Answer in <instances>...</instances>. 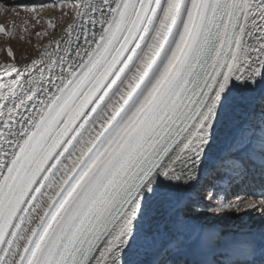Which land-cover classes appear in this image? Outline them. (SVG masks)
Returning a JSON list of instances; mask_svg holds the SVG:
<instances>
[{"label":"snow or ice","instance_id":"snow-or-ice-1","mask_svg":"<svg viewBox=\"0 0 264 264\" xmlns=\"http://www.w3.org/2000/svg\"><path fill=\"white\" fill-rule=\"evenodd\" d=\"M72 11L39 58L18 67L8 48L0 63V264H264V239L189 215L207 200L213 219L264 218V199L220 195L264 182V127L242 124L213 153L238 95L264 105V0H76ZM162 197L171 227L157 255L192 259H136L157 244L145 223Z\"/></svg>","mask_w":264,"mask_h":264},{"label":"bare ground","instance_id":"bare-ground-1","mask_svg":"<svg viewBox=\"0 0 264 264\" xmlns=\"http://www.w3.org/2000/svg\"><path fill=\"white\" fill-rule=\"evenodd\" d=\"M12 2V6H16L18 4H26L29 2V0H5V2ZM73 4L76 2V0H72ZM56 5H62L60 2L54 1ZM15 4V5H14ZM5 5V4H4ZM28 6V4H26ZM30 5V4H29ZM72 6L65 5L63 6V10L59 7L50 8L46 11L44 15L34 13L35 15L31 16V18L24 19L25 21H28L26 28L29 27V30L34 29V31H37V33H40L39 43L38 45H32L27 47V45L34 44L33 42L37 38H32L30 36H26L25 41H28L30 38H32L30 41H28V44H24V39L20 41V44L17 40H20L18 37L19 34H25L27 33V30L18 31V27L14 28L16 30L12 29V26L8 24H4L5 31L9 33V35H6L9 38H14L15 40H8L9 43H14L15 45L20 46L19 52H17L16 58L14 57L15 63L18 67H23L26 63H30L31 59L33 58H39L40 52L44 51L43 45L47 44L49 40L51 39H62V37L65 35V33L62 31V27L66 26L67 23L72 22L74 13L72 11ZM1 7V6H0ZM19 7V6H18ZM29 7V6H28ZM14 8V7H13ZM17 8V7H16ZM20 9V8H17ZM16 9V10H17ZM22 9V8H21ZM20 9V10H21ZM14 10V9H13ZM18 10V11H20ZM12 11V10H11ZM15 11V10H14ZM27 11L26 10H22ZM44 12V11H43ZM62 12H66L67 15H62ZM13 13V12H12ZM17 13V12H16ZM21 13V11H20ZM19 13V14H20ZM27 14V13H26ZM18 15V14H17ZM14 15V16H17ZM23 15V13H22ZM31 15V14H30ZM7 17V16H6ZM10 17V16H9ZM30 17V16H29ZM19 18V17H18ZM49 18H54L53 22L56 25L55 29H49L46 21ZM6 18H4L5 20ZM9 21V20H7ZM6 21V22H7ZM16 21V19H15ZM14 21V22H15ZM23 21V22H25ZM3 22V21H2ZM18 23V22H17ZM3 24V23H2ZM16 24V23H14ZM23 24V23H22ZM35 24H39L37 27ZM16 27V26H15ZM25 28V27H24ZM25 28V29H26ZM21 30V28H19ZM23 30V29H22ZM28 30V31H29ZM47 31V35H45L44 38L41 39V35H44V33ZM31 32V31H30ZM34 36L36 35V32H33ZM5 35V34H4ZM2 34V36H4ZM28 35V34H27ZM33 36V35H32ZM2 38V37H1ZM24 38V37H23ZM5 40V36H4ZM3 38L0 39V60H3L7 56V51L3 47ZM16 41L18 43H16ZM36 42V41H35ZM83 43V41H80ZM6 45V42H5ZM38 46V47H37ZM6 47V46H5ZM17 47V46H16ZM27 47V48H25ZM55 45H53V48ZM61 47H63V43L61 44ZM53 48H49L48 51L51 52ZM17 49V48H16ZM15 51V50H14ZM13 51V53H15ZM15 56V54H14ZM9 58V57H8ZM7 58V59H8ZM13 58L9 59L8 62H11ZM3 62V61H2ZM15 74H13V77ZM27 79V77H25ZM264 107L261 102V95L259 92L253 93V94H244L243 96L238 95L236 97L235 103L229 108L227 113L225 114L224 119L221 121L220 126L217 131V138L216 143L213 147V153L221 152L222 149H224V146L226 142L231 138V136L237 132V130L241 127L242 124H250L252 125L257 132V135H261V128L264 127V117H261V109ZM226 160V166H227V159ZM220 179V178H219ZM221 181V180H219ZM207 183V180L204 181ZM224 183L225 180H224ZM222 183V184H224ZM264 182H261L259 179L255 180H249L243 183H237L234 184V191L235 193H231L230 196L233 194V196H238L233 199V201L230 200V202H235L238 198L242 200H255L259 202V200L264 199L260 198L264 187ZM207 185L205 187L200 188V195H205ZM263 185V186H262ZM242 188V191L240 194H237L236 191ZM230 189L227 193H229ZM229 201V200H227ZM204 203H207V200L203 201ZM243 208V205H241ZM189 215L191 216L192 220L196 223L204 224V225H216L220 229L223 230V235L227 237H235L239 236L241 234L248 235L250 234L257 242H260L262 239H264V218L261 217L258 210H252L249 211L247 214H245L243 211L240 213H235L234 210H230L229 214L226 216H222L220 219H213L211 218V214L205 213L202 218H200V215L197 213H193V210L189 212ZM171 227V220L169 216V202L167 200V197H162L160 201H158L154 205V211L150 215V217L146 220L145 223V230L149 231L153 234H157L158 230L159 233L157 235V244L152 250L145 254L142 250L141 255L136 257L138 260H142L145 262H149L152 260H160V259H192L193 257L191 255H181V254H175L172 255H157V252L160 247V241L163 240V233L169 232Z\"/></svg>","mask_w":264,"mask_h":264},{"label":"rangeland","instance_id":"rangeland-1","mask_svg":"<svg viewBox=\"0 0 264 264\" xmlns=\"http://www.w3.org/2000/svg\"><path fill=\"white\" fill-rule=\"evenodd\" d=\"M54 1H57V2H60L61 4H62V6H65V5H69V6H72V4L71 3H73L72 2V0H29V2H27L26 4H28V6L26 5V4H18V5H16V6H12V2L10 1V2H5V0H0V25H4V24H8V22H9V25H11L12 26V29L13 30H16V29H14V28H17L18 27V31H22V33H23V31L24 30H27V33L25 34V36L23 35V34H19V38H20V40H17L18 42H19V44H20V41H22L23 39H24V44H28V41H30L32 38L34 39V38H37V35H35L34 36V33L33 32H36L37 33V31H34V29H32L31 28V30H29V27L28 28H26V23L25 22H23V21H25L24 19H27L28 20V18H31V16H33V15H35L33 12H30V11H23L22 12V10H26V9H31V8H35L37 11L39 10V13L36 11L35 13H38V14H41V15H44L45 13H46V11L48 10V9H50V8H53L54 9V7H52V5H56V3H54ZM5 4V5H4ZM30 4V5H29ZM15 5V4H14ZM19 6V7H18ZM14 7V8H13ZM22 8L21 10L20 9H17V8ZM15 11H14V10ZM17 9V10H16ZM64 8H62V10H63ZM12 10V11H11ZM18 10H20L21 11V13H20V11H18ZM44 11V12H43ZM13 12V13H12ZM18 13V15H17V13ZM20 13V14H19ZM22 13H23V15H22ZM27 13V14H26ZM31 14V15H30ZM14 15H17V16H14ZM7 16V17H6ZM10 16V17H9ZM30 16V17H29ZM19 17V18H18ZM4 18H6L5 20H4ZM15 19H16V21H15ZM7 20H9V21H7ZM26 20V21H27ZM3 21V22H2ZM7 21V22H6ZM15 21V22H14ZM18 22V23H17ZM3 23V24H2ZM14 23H16V24H14ZM23 23V24H22ZM29 24H28V21H27V26H28ZM39 24H35V26L37 27ZM16 26V27H15ZM26 29H25V28ZM39 27V26H38ZM19 28H21V30H19ZM23 29V30H22ZM29 30V31H28ZM31 31V32H30ZM35 33V34H36ZM2 34L3 33H0V39H2L3 38V40H4V36H5V40L3 41V47L7 50L8 48H11L12 49V51H14L15 53H13V57H15L16 58V56H17V52H19V49H20V46H18V45H15L14 46V43H9L8 42V40H15L14 38H9V37H7L6 35H4V36H2ZM28 34V35H27ZM33 35V36H32ZM26 36H30V37H32V38H30L28 41H25V37ZM40 36V35H39ZM38 36V37H39ZM42 37H41V39L42 38H44L45 37V35H41ZM2 37V38H1ZM24 37V38H23ZM16 41V43H18ZM36 41V42H35ZM33 43L34 44H31V45H27V47H29V46H32V45H38V41H39V38H37L36 40H35ZM5 42H6V45H5ZM38 42V43H37ZM6 46V47H5ZM17 46V47H16ZM27 47H25V48H27ZM38 47V46H37ZM17 48V49H16ZM14 54H15V56H14ZM8 56H6V58H4L3 60H0V63H5V62H8L9 61V59H11V58H8ZM3 61V62H2ZM226 160H224L223 162H221L220 163V176H223L224 177V179H219V177H217V183H220V184H222V183H224V180H225V182L227 181V166H226ZM219 180H221V181H219ZM206 184H209V181L207 180V183L205 182V184L204 185H206ZM264 185V184H263ZM262 185V186H263ZM233 188H235L234 187V185L230 188V191H229V193H220V195L221 196H223V197H225V199H226V201L227 200H231V201H233V199L235 198V197H238V196H233V194L230 196V194L231 193H235V191H234V189ZM241 191H242V188L241 189H239L238 191H236L237 192V194H240L241 193ZM263 191H264V187H263ZM205 192V191H204ZM201 197H203L204 195H200ZM264 197V193H262V195H261V197L260 198H263ZM217 198H219V197H217ZM212 205V206H214V203L213 202H210V201H207V203H202L198 208H196V209H194L193 210V213H197L198 215H200V218H202L203 216H204V214L205 213H207L206 212V207L208 206V205Z\"/></svg>","mask_w":264,"mask_h":264}]
</instances>
